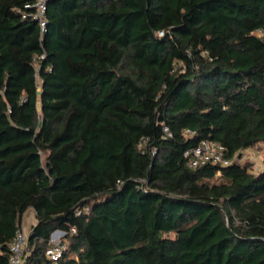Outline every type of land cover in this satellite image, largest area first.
Here are the masks:
<instances>
[{
	"label": "trees",
	"instance_id": "1",
	"mask_svg": "<svg viewBox=\"0 0 264 264\" xmlns=\"http://www.w3.org/2000/svg\"><path fill=\"white\" fill-rule=\"evenodd\" d=\"M34 2L0 0V264L30 210L23 264L57 230L59 264H264V171L184 157L264 143V0Z\"/></svg>",
	"mask_w": 264,
	"mask_h": 264
},
{
	"label": "built area",
	"instance_id": "2",
	"mask_svg": "<svg viewBox=\"0 0 264 264\" xmlns=\"http://www.w3.org/2000/svg\"><path fill=\"white\" fill-rule=\"evenodd\" d=\"M27 7L35 9V18L40 23L42 33L45 32L47 27V0H35L32 5H27ZM259 34H261V32H259ZM160 35H163V32H161ZM41 58H43V56L38 58V60ZM163 131L167 138L172 137V132L166 124L163 125ZM187 133H190V131H187ZM146 142V139H142L139 148L143 149ZM152 152L155 153V151ZM184 157L188 161V166L193 169L206 165L228 167L235 161L234 158L228 156L227 148L223 144L213 140L201 141L197 146L186 150ZM85 210L89 211V208H85ZM77 214H81V211L79 210ZM72 232H75V229H72ZM65 235V232L57 230L51 236L50 246L46 252V256L51 264H59L68 249ZM28 240L29 234L22 226V228L17 230L15 237L10 243L9 264H23L25 262L26 256L30 253L28 251Z\"/></svg>",
	"mask_w": 264,
	"mask_h": 264
},
{
	"label": "rangeland",
	"instance_id": "3",
	"mask_svg": "<svg viewBox=\"0 0 264 264\" xmlns=\"http://www.w3.org/2000/svg\"><path fill=\"white\" fill-rule=\"evenodd\" d=\"M38 87H41V80L37 78ZM39 110H41V106L39 103ZM235 162L240 163L241 165H245L248 167V170L253 174H258L264 171V143L258 144L257 146L243 150L236 158ZM222 180L221 174L219 173L210 183L220 182ZM32 212V213H30ZM36 220V215L33 210L28 211L23 219L24 230L30 234L33 226L32 223ZM28 222V224H26ZM36 224V223H35ZM26 226L27 229L26 230Z\"/></svg>",
	"mask_w": 264,
	"mask_h": 264
},
{
	"label": "crops",
	"instance_id": "4",
	"mask_svg": "<svg viewBox=\"0 0 264 264\" xmlns=\"http://www.w3.org/2000/svg\"><path fill=\"white\" fill-rule=\"evenodd\" d=\"M30 213H32V212H30ZM35 223H36V220L32 223L31 226L35 225ZM26 224H28V222H26ZM22 226H23V225H22ZM23 228H24V226H23ZM26 230H28V229H27V226H26Z\"/></svg>",
	"mask_w": 264,
	"mask_h": 264
}]
</instances>
